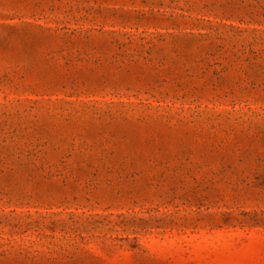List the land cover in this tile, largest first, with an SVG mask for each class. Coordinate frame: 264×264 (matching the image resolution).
<instances>
[{
    "label": "rangeland",
    "instance_id": "rangeland-1",
    "mask_svg": "<svg viewBox=\"0 0 264 264\" xmlns=\"http://www.w3.org/2000/svg\"><path fill=\"white\" fill-rule=\"evenodd\" d=\"M0 264H264V0H0Z\"/></svg>",
    "mask_w": 264,
    "mask_h": 264
}]
</instances>
